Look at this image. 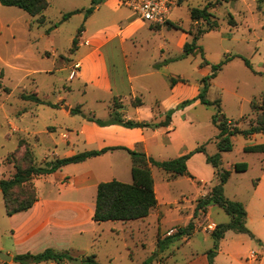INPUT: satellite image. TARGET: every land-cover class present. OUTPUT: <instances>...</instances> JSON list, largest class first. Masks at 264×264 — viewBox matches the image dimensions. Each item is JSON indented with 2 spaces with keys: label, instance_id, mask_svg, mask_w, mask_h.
Listing matches in <instances>:
<instances>
[{
  "label": "rangeland",
  "instance_id": "374dc122",
  "mask_svg": "<svg viewBox=\"0 0 264 264\" xmlns=\"http://www.w3.org/2000/svg\"><path fill=\"white\" fill-rule=\"evenodd\" d=\"M208 1L212 3L209 11L219 23L216 30L203 34L197 42L203 48L208 65H200L202 61L200 54L189 55L179 61L160 58L154 49L157 39L149 40L136 52L133 49L128 50L127 60L130 63L131 75L146 71L155 55L157 63L154 65L160 73L133 80V84L140 85L152 84L153 78L156 79V83H153L148 91L143 90L141 95L134 92V95H138L136 99L141 98L155 111L159 109L155 99L161 98L171 86L168 78L185 79L187 96L170 109H175L172 114L174 124H188V126L182 130V135L177 141L174 140L171 143L166 135L167 131L161 129L158 137L148 143L149 156L157 160L176 157L183 149L192 151L200 145H205L206 152L203 153L205 155H214L218 152L215 143L218 131L211 121L215 107L201 104L198 99H192L197 95L202 76L210 72L211 64L220 62L225 55L238 56L224 64L217 76L211 80L206 97L209 100L219 98L220 107L225 116L241 127H246L255 120L257 111L252 107L253 102L264 105V0L221 2L181 0L171 10L169 20L178 23L183 31L188 29L195 31L197 24L192 23L189 10L191 7H203ZM91 5L92 0H49L48 7L42 13L45 16V22L41 23L38 21L39 15L32 16L21 8L0 3V178H8L14 173V162L21 161L20 157L25 146L31 150L32 155L34 154L36 165H43L36 161H40L44 156L50 155L56 159L63 157L66 152L67 147L63 145L53 147L47 141L46 135L40 132L45 124H78L81 120V113L69 115V109L78 106L82 100V95L75 88L79 87L80 83L74 77H70L73 66L70 59L75 57L76 50L72 46V40L79 28L85 25L91 28L96 20L99 18L102 20L100 15L112 13L111 8L106 7L103 0H100L93 12L85 16V11ZM96 8L98 10H95ZM73 10L78 12L63 19L64 14ZM121 11L133 13L125 6H122ZM179 32L177 29H172L169 33H165V36H160L159 41L168 44L165 51L177 52L174 37ZM190 40L189 34L187 41ZM105 53L108 59L109 81L113 83L115 92L123 95L126 109L132 110L131 90L123 78L124 66L119 59V50L114 47V43H111L105 48ZM242 57L250 61L255 72L246 66ZM165 65H167L166 68ZM70 87L75 90L67 93ZM32 92H37L42 100L54 103L56 107L21 97L22 93ZM91 96L89 92V102L82 107L84 116L94 114L98 115L99 119L108 121L106 102L92 103ZM187 100H191L190 103L181 106V103ZM68 102L72 104L69 105ZM64 105L68 108H64ZM159 115L162 114L155 113L149 124L160 123ZM59 131L54 134L56 138L59 137ZM20 141L24 144L19 145ZM244 142L243 136L235 135L233 149L229 152H220L222 170H228L230 166L227 162L230 159L236 163L245 162L251 165L245 172L233 173L224 192L230 199L234 197L237 187H245L249 183L256 182V178L261 175V169L264 167L259 159L242 149ZM131 149L141 152L140 147ZM200 162H202L200 157L192 158L193 165ZM117 164L118 168L113 176L110 172L104 171L98 177L99 181L116 178L125 182L123 173L126 165L121 157L117 160ZM90 166L93 169L101 168V165L96 163H90ZM214 170L216 172L215 168ZM199 171L198 176L188 174L171 179L163 169L152 166L151 172L159 206L139 220L94 222L91 228L93 231L91 253L95 254L97 262L99 264H141L151 259L149 264H197L191 261L194 256L198 264H202L203 252L210 248L212 243L210 236L202 232V229L211 223L204 219L205 211H198L191 217L194 229L189 236L184 235L168 244L159 245L158 243V238L162 239L176 232L180 227L186 226L185 219H181L179 224H174L178 214L183 216L187 213L193 214L195 199L203 191V187L206 189L218 183V176H215L209 184H200ZM128 174L130 176V171ZM35 178L32 179L34 186ZM128 179L127 183L132 181V178ZM37 186L40 193H55L52 185L44 183L43 180H38ZM64 192L69 195L83 196L88 202L91 197L90 191H77L69 186ZM0 213L4 214L1 192ZM212 218L218 223L227 222L229 219L220 207L215 209ZM67 264L72 263L67 261Z\"/></svg>",
  "mask_w": 264,
  "mask_h": 264
},
{
  "label": "crops",
  "instance_id": "0c3cea01",
  "mask_svg": "<svg viewBox=\"0 0 264 264\" xmlns=\"http://www.w3.org/2000/svg\"><path fill=\"white\" fill-rule=\"evenodd\" d=\"M103 3L106 7L111 8L112 13L100 15L102 16V20L101 18L96 20L94 26H91V28H88L87 25L82 27L78 42L75 46V57L70 59V62H77L79 64L78 74L74 76V79H77L80 83L79 87L75 88L82 95L81 103H78V105L81 106L82 110V107L88 104L90 92L92 94L90 102L96 104L106 102L109 119L112 118L110 113L113 106L120 105L118 110L122 114V118L149 122L154 117L155 113H159L162 114L158 116L160 119L159 122H161V119L164 120L165 118L166 111L175 106L183 97L187 96L186 84L177 81L174 85L169 87L168 91H166L161 98L155 99L156 105H158L159 108L157 111L150 105H146L141 98V103H138V98L136 99L138 95H134V92L136 91V93L140 94L143 90L148 91L150 86L156 83V79L153 78L152 84L147 83L140 85L133 84V80L139 79L145 75L160 73V70L154 65L157 63L154 55V60L152 59L153 62H149V68L146 69V71L131 75L130 63L127 60L128 50L133 49L136 52L138 48H143L145 43L149 40L157 39L154 44L157 56L164 60H173L174 58H177V61L184 60L189 56L181 57L183 45L187 41L189 34L187 31L180 29L178 23L172 22L171 20L167 22L177 24L179 28L167 23L163 25H152L141 20L133 13L121 11L122 5L119 3V0H103ZM95 10H98V8ZM172 29L180 31L175 34L174 37V45L177 50L176 53L170 50L165 51L168 44L164 41H159L160 36H165V33H169ZM111 43H114V47H117L119 50V59H121L124 66L123 78H125L131 90L132 110L126 109L123 95L117 91L115 92L114 85L108 78V59L105 48ZM166 66L167 65H165V68ZM75 88L70 87L67 93L73 92ZM68 104L71 105L72 103L68 102ZM160 108L162 110H160ZM84 113L85 112L82 110V117L78 124H45L44 129L40 132L46 135L47 141L50 142L53 147L56 148L59 145L67 147L63 157L85 150L100 149L108 146H124L130 149L140 147V150L144 151L149 156L148 143L158 137L161 129L167 131L166 135L172 143L174 140L177 141V139L181 137L182 130L188 126V124H174L172 115L170 123L167 126H158L157 123L148 124L147 127H126L115 123L98 125L93 121H88ZM93 117L99 118L98 115L94 114ZM184 120H186L185 117ZM62 129H65V131H62ZM58 130H60L58 134L59 137L56 138L54 134ZM234 137L235 135L231 137L232 143ZM244 138L245 142L242 149H244L245 146L264 144V133H254ZM216 141L215 138V143ZM203 146L206 152L205 145ZM187 152H189L188 149H183L180 151L179 155ZM223 152L229 151H222V153ZM203 153L204 152H195L192 154L191 157L186 160V165L188 172L193 176H198L197 172L200 170L199 174L201 177L199 178V183L207 185L209 181L212 180L213 177H217V175L214 168L207 163L206 155ZM246 153L253 155L255 158L259 159L261 165H264V151H246ZM194 156L200 157L202 162L193 165L192 158ZM45 157L47 158L44 159ZM120 157L126 165L123 173L126 182L129 180V177L132 178V160L129 153L121 148L109 150L81 162L63 165L52 173L40 175L35 178L37 199L33 205L27 210L16 212L12 215H6L5 209L4 214L0 213V253L10 256L9 259L0 258V264H67V261H70L68 259H63L61 261L47 260L38 263H20L13 259L15 255L25 253L36 254L46 248H52L59 252L66 251L71 257L80 258L81 263L79 264H83L82 257L92 254L93 231L91 228L95 222L92 219V215L95 206L96 188L97 184L100 182L98 177L104 171L110 172L111 176H113L118 168L117 160L120 159ZM54 159L55 158L50 157V155H47L36 162L44 165L46 162ZM90 163L100 164L101 168L93 169ZM235 163L236 162L232 159L227 162L230 166L228 168L230 174L224 184V192L226 185L234 175L233 173L245 172L248 170L249 166H251L250 163H246L247 168L244 171H236L234 169ZM128 171H130V176ZM38 180H43L44 183H48L50 186L52 185L51 187H53L55 193H40L37 186ZM67 186L77 191H90L91 197L89 202L86 201L83 196L65 193L64 190ZM212 187L213 186L206 189L203 187V191H201L196 198L208 193ZM154 189L156 193L155 184ZM231 200L240 201L244 205L246 210L245 225L252 236L248 233L227 230L219 240L218 248L213 258V264H264V167L261 169V175L256 178V182L249 183L245 187H237V190L234 191V197H232ZM158 206L159 202L157 199V205L150 213ZM217 207L219 206L211 204L208 205L205 210L204 219L211 221V223L205 226L202 232L209 236L212 230L211 227H215L218 223L212 218L213 212ZM192 216V213H187L184 216L178 214L174 224H179L181 219H185L186 223H188ZM212 244L213 241L211 246ZM206 251L203 252L201 258L202 264H210ZM252 252L254 253V257H251ZM195 259L196 258L193 256L191 260L192 263L195 262L198 264Z\"/></svg>",
  "mask_w": 264,
  "mask_h": 264
},
{
  "label": "trees",
  "instance_id": "16d2710c",
  "mask_svg": "<svg viewBox=\"0 0 264 264\" xmlns=\"http://www.w3.org/2000/svg\"><path fill=\"white\" fill-rule=\"evenodd\" d=\"M226 0H217V2ZM100 0H92V5L85 11V16H88L94 9L95 5ZM2 5L16 6L23 9L28 14L35 16L39 15L38 21L45 22V16L42 14L49 5V0H0ZM212 3L207 2L203 7H191L189 10L190 19L193 23L197 24L195 31L188 29L187 32L191 35V40L186 41L183 45V52L181 57L188 55L200 54L202 61L201 66L208 65L209 62L204 57V51L200 44H198L199 38L210 31L216 30L219 23L212 12L209 11ZM78 12V10L70 11L63 15V19ZM167 24L174 25L179 28L177 24L172 22H166ZM82 27L78 29V33L72 40V46L75 47L78 42L79 34ZM238 55H225V58L216 64H211V70L208 74L202 76L200 79V87L195 98L198 99L201 104L215 107V112L211 116L212 123L217 127L218 133L216 135V144L218 152L214 155H206V161L210 163L215 169L218 176V183L215 184L208 193L203 196H199L195 199V206L193 209V216L198 211L204 212L206 207L211 204L218 205L229 216V221L224 223H217L215 228L211 230L210 237L213 241L212 246L206 251L207 258L210 264H213V258L216 254L219 240L223 237L227 230H233L235 232L248 233L252 236L251 232L245 225L246 210L244 205L240 201L231 200L224 194V184L229 178V170L221 168V155L222 151L232 150L233 143L231 137L236 134H240L244 137H249L254 133H264V105L257 102L252 103V107L257 111L255 120L250 122L246 127H240L236 123H232L222 112L220 107V99L209 100L206 97V93L211 85V80L215 78L218 72L222 69V66L228 61ZM246 66L253 70L250 61L247 58L242 57ZM174 58L173 60H176ZM253 72H255L253 70ZM171 85H174L177 81L185 82V79L181 77H170ZM21 97L25 100H31L39 104H45L55 108V104L42 100L37 92L22 93ZM138 103H141L137 99ZM191 100L183 101L181 106L190 103ZM65 106V105H64ZM120 105L113 106L110 115L111 119L108 121L88 116V121H94L98 125L106 124H121L126 127H145L148 126L147 121H135L132 119L122 118L118 108ZM64 108H68L64 107ZM175 109H169L165 113V118L158 126H167L170 123L171 115ZM81 106H75L69 109V113L80 114ZM24 143L19 142V145ZM124 149L127 151L132 159L131 166V182H123L117 179H111L108 181H100L97 184L95 195V206L92 215V219L95 222L102 221H127L142 219L149 215L150 211L157 205V198L154 189V180L151 172V166H156L163 169L168 178H174L179 175L190 174L187 170L186 160L191 157L195 152H204V146L200 145L194 150L185 154L179 155L174 158L157 160L151 156H148L144 152L135 151L124 146H108L100 149H92L81 151L66 157L56 158L52 161L46 162L44 165H36L34 154L28 147H24L21 161H15V171L8 178H0V192L3 199L4 209L6 215H12L16 212L24 211L30 208L37 199V191L32 183V179L40 175L52 173L63 165L69 163H77L84 161L87 158L94 157L105 153L113 149ZM245 151H264V144H257L251 146H245ZM247 168L245 162H237L234 164L236 171H244ZM194 229L193 220L191 219L186 226L180 227L176 232L168 234L164 238H158L159 245L168 244L184 235L189 236ZM72 257L68 252H59L52 248H46L45 250L36 253L18 254L13 257L15 261L20 263L29 262H41L47 260L61 261L63 259L70 260ZM151 259L143 261L141 264L151 263ZM83 264H99L94 254H90L82 257Z\"/></svg>",
  "mask_w": 264,
  "mask_h": 264
},
{
  "label": "built area",
  "instance_id": "2783aa9c",
  "mask_svg": "<svg viewBox=\"0 0 264 264\" xmlns=\"http://www.w3.org/2000/svg\"><path fill=\"white\" fill-rule=\"evenodd\" d=\"M180 0H119L122 6L130 8L133 13L143 21L152 25H163L169 20V15L173 7H175ZM79 64L73 63L70 77L78 74ZM214 228L213 226L211 227ZM172 234V233H171ZM254 257V253H251Z\"/></svg>",
  "mask_w": 264,
  "mask_h": 264
},
{
  "label": "water",
  "instance_id": "95a60500",
  "mask_svg": "<svg viewBox=\"0 0 264 264\" xmlns=\"http://www.w3.org/2000/svg\"><path fill=\"white\" fill-rule=\"evenodd\" d=\"M64 107H67V105H65ZM0 258H2V259H9L10 258V256H6L5 254H3V253H0ZM70 262H72V263H74V264H79V263H81V259L80 258H71L70 259Z\"/></svg>",
  "mask_w": 264,
  "mask_h": 264
}]
</instances>
